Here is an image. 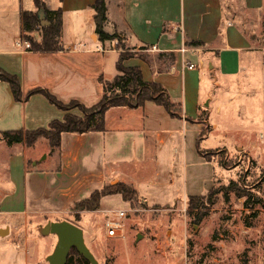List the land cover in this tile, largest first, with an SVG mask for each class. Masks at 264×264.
Listing matches in <instances>:
<instances>
[{
	"label": "crops",
	"instance_id": "crops-1",
	"mask_svg": "<svg viewBox=\"0 0 264 264\" xmlns=\"http://www.w3.org/2000/svg\"><path fill=\"white\" fill-rule=\"evenodd\" d=\"M39 1L49 12L61 11L59 51L20 50L21 13L37 17L42 9L33 0H0V69L16 77L22 97L43 89L63 105L94 106L102 83L118 75L115 44L121 37L135 49L147 48V56L129 58L123 66L139 68L144 82L160 85L180 117L145 102L136 109L106 111L101 132L61 134L58 151L44 140L30 148L0 140V229H7L0 237V264H47L51 237L56 238L39 231L48 222L70 223L67 217L80 221L98 213L104 226L105 211L130 209L120 194H112L102 197L95 211H73L107 185L131 187L148 210L173 209L205 196L221 169L199 154L212 146L209 136L200 137L206 127L200 115L209 113L217 90L225 91L261 58L243 20L245 14L260 13L264 0H110V12L104 0V31L117 35L106 42L95 34V0ZM32 36L40 41L39 31ZM197 41L199 46H190ZM165 55L174 58L168 68ZM67 113L41 94L16 102L9 85L0 82V132L48 129ZM108 203L117 206L106 208ZM11 230L17 233L10 236ZM88 241L94 256L96 241Z\"/></svg>",
	"mask_w": 264,
	"mask_h": 264
},
{
	"label": "rangeland",
	"instance_id": "rangeland-1",
	"mask_svg": "<svg viewBox=\"0 0 264 264\" xmlns=\"http://www.w3.org/2000/svg\"><path fill=\"white\" fill-rule=\"evenodd\" d=\"M106 2L112 11V3ZM243 28L261 58L254 69L225 84V91L217 90L207 105L209 113L199 118L205 121L204 137L211 139L207 155L221 169L212 195L207 193L203 208L191 213L188 200L185 206L162 210L128 202L123 239L105 238L98 213L85 214L80 221L67 217L81 229L87 248L89 239L96 241L99 264H264V6L258 14L244 15ZM116 43L119 55L147 56V48L135 49L121 37ZM69 111L83 118L79 108ZM16 233L11 230L10 236ZM51 241L49 255L56 245L53 237Z\"/></svg>",
	"mask_w": 264,
	"mask_h": 264
},
{
	"label": "trees",
	"instance_id": "trees-1",
	"mask_svg": "<svg viewBox=\"0 0 264 264\" xmlns=\"http://www.w3.org/2000/svg\"><path fill=\"white\" fill-rule=\"evenodd\" d=\"M37 9H42L45 20L48 23L46 26H40L35 14L23 12L21 13V32L23 40L30 45V51L34 52H56L61 50L59 45V37L61 31V11L49 12L39 0H33ZM91 8L93 9L95 34L98 41L106 42L117 38L116 33L108 34L104 31V25L107 22L106 8L104 0H95ZM40 32V41H36L32 36L33 33ZM190 46H199L200 42H191ZM170 59L169 65L173 64L174 58L172 55H165ZM131 57L126 55H119L116 70L118 75L111 83H102V97L98 103L92 107H84L77 102H70L63 105L51 96L46 90L34 89L22 97L19 83L15 76L10 75L0 69V82L9 85L13 99L20 102L28 99L32 94H41L50 104L61 111L68 112L73 108H79L83 113V118L75 117L66 114L62 121H53L48 125V129H38L35 131H7L0 132V140H3L8 145L24 143L27 148L34 146L38 140L46 141L48 147L52 151H58L60 148V137L63 133L70 134H84L88 132L103 131V118L106 111L111 108L127 107L129 109H136L145 102H153L156 105L163 107L171 116L180 117V110L177 105L173 104L166 93V91L157 84L146 83L142 80L139 68H125L122 64L125 60ZM110 94V97L107 96ZM204 132L201 133L202 137ZM208 151H200L199 154L204 156L207 161L210 158L207 155ZM30 165V164H29ZM112 194H120L122 200L132 204L137 200L134 190L124 184H116L114 186L107 185L103 189L94 192L88 199L77 203L73 207L74 212H89L95 211L98 208L99 201L102 197ZM212 195V190L208 192ZM206 196L199 198L188 199V213L193 210L202 209ZM200 218H198L199 220ZM197 220V221H198ZM76 257L77 259H74ZM88 264L74 249L68 255L66 264Z\"/></svg>",
	"mask_w": 264,
	"mask_h": 264
},
{
	"label": "water",
	"instance_id": "water-1",
	"mask_svg": "<svg viewBox=\"0 0 264 264\" xmlns=\"http://www.w3.org/2000/svg\"><path fill=\"white\" fill-rule=\"evenodd\" d=\"M37 18L41 25L48 24L44 21V12L39 10ZM7 229H0V237L5 236ZM41 236L53 235L56 238V245L50 255L46 257L47 264H66L68 255L72 249L78 253L88 264H99L84 243L81 229L73 224L60 221L48 222L39 231ZM141 236L137 235L136 240Z\"/></svg>",
	"mask_w": 264,
	"mask_h": 264
},
{
	"label": "built area",
	"instance_id": "built-area-1",
	"mask_svg": "<svg viewBox=\"0 0 264 264\" xmlns=\"http://www.w3.org/2000/svg\"><path fill=\"white\" fill-rule=\"evenodd\" d=\"M16 45L22 51H28L30 49V45L26 41H19ZM154 49L155 48L153 47L152 50ZM190 68H192V66H190ZM128 212L129 210H109L104 212L106 238H124L125 221L128 217Z\"/></svg>",
	"mask_w": 264,
	"mask_h": 264
}]
</instances>
